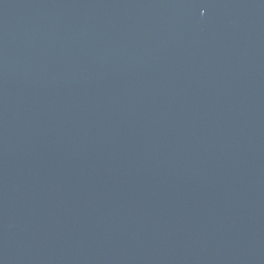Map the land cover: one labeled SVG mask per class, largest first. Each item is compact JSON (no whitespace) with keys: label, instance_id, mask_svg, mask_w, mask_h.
<instances>
[{"label":"water","instance_id":"1","mask_svg":"<svg viewBox=\"0 0 264 264\" xmlns=\"http://www.w3.org/2000/svg\"><path fill=\"white\" fill-rule=\"evenodd\" d=\"M0 264H264V0H0Z\"/></svg>","mask_w":264,"mask_h":264}]
</instances>
